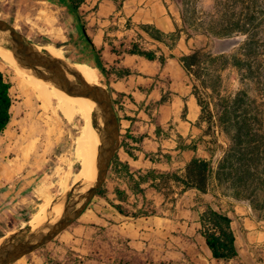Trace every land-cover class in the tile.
Returning a JSON list of instances; mask_svg holds the SVG:
<instances>
[{
  "label": "crops",
  "instance_id": "1",
  "mask_svg": "<svg viewBox=\"0 0 264 264\" xmlns=\"http://www.w3.org/2000/svg\"><path fill=\"white\" fill-rule=\"evenodd\" d=\"M0 2L14 6L5 13L14 17L17 29L39 31L63 44L73 34L81 55L95 63L94 45L107 70V77L102 75L115 101L120 148L106 192L93 199L72 231L65 230L85 264H264L260 213L226 194L215 176L208 193L186 188L183 181L195 158L211 161L216 170L231 141L217 121L204 119L192 78L180 61L192 39L182 32L172 50L142 29L144 24L166 33L182 29L174 0H85L80 17L67 0ZM136 41L161 48L167 63L127 53ZM122 69L132 74L123 76ZM18 172L0 160V188L9 186L0 200L25 188L19 182L10 186ZM210 204L233 219L239 255L232 260L215 259L207 245L201 216Z\"/></svg>",
  "mask_w": 264,
  "mask_h": 264
},
{
  "label": "trees",
  "instance_id": "2",
  "mask_svg": "<svg viewBox=\"0 0 264 264\" xmlns=\"http://www.w3.org/2000/svg\"><path fill=\"white\" fill-rule=\"evenodd\" d=\"M257 1L216 0L217 6L221 8L220 13L206 19L198 15V12L201 13L198 11V0H182V29L166 33L150 24L142 25V29L153 39L166 43L172 50L176 48L182 32L188 40L200 34L218 39L238 35L246 37L239 48L230 53L215 55L206 48H198L180 57L185 71L196 81L194 94L203 108L204 119L217 121L231 141L216 170L211 161L195 158L188 164L183 181L186 188L208 193L215 176L226 194L238 201L248 202L264 218V10L256 9ZM84 2L67 0L68 6L79 17ZM93 50L95 67L107 77V70L94 45ZM238 51L243 58L238 57ZM127 53L151 61L159 60L163 65L169 58L161 48L148 49L137 41L133 42ZM228 67L244 71L241 79L244 86L235 93L222 95L216 92V80L213 78L222 82V73ZM131 74L130 69H122L121 75ZM12 88V82L0 67V137L12 121ZM206 89L217 93L214 110L210 108L211 103L201 96ZM165 101L164 97L159 104ZM116 158L117 155L112 165ZM8 187L0 188V193ZM105 192L103 186L97 195ZM117 207L121 208L120 205ZM26 220L29 221L30 217L27 216ZM201 222L207 245L215 259L228 261L239 255L233 219L228 213L210 204L202 214Z\"/></svg>",
  "mask_w": 264,
  "mask_h": 264
},
{
  "label": "rangeland",
  "instance_id": "3",
  "mask_svg": "<svg viewBox=\"0 0 264 264\" xmlns=\"http://www.w3.org/2000/svg\"><path fill=\"white\" fill-rule=\"evenodd\" d=\"M174 1L182 12V0ZM257 3L256 9L258 11H263L264 0H258ZM13 10L14 6L10 7V5H3L0 2V17L15 25L14 17L5 13L6 11ZM220 10L221 8L217 6L216 0H198V11L201 12H198V15L200 14L202 18L211 19L213 16H217ZM18 30L39 46L45 47L51 45L60 49L64 59L70 63H89L95 67L94 62L90 61L87 56L81 55L79 47H77L74 42L73 34L70 35V41L63 44L54 37L51 38L49 35L39 33V31L30 33L25 32V30L21 28H18ZM245 39L246 37L243 35H238L229 39H218L200 34L192 39L189 47L190 52L193 49L206 48L207 51L219 55L221 53H230L237 50L240 43L244 42ZM238 54L239 58H243L240 51H238ZM0 67L13 84V106L20 110L18 121L26 119L27 122L29 121V123L37 124L44 130L41 135L36 136L37 148L28 161L23 158V154L18 150L16 140L6 135V131L0 137V160L5 159V162L8 163L10 167L19 170L15 181L11 183L10 186H14L18 182L19 185L21 183H23V185L25 184L23 191L18 187L12 194L0 200L2 201L0 205L2 206L0 207L1 244L5 237H9L21 228L28 226L29 221L39 212L43 204L49 201L48 210H50L55 203L66 198L68 193L77 185L75 179L82 168V164L77 156L76 147L77 139L85 125V120L81 116H76L73 121H69L57 108L56 102H54L53 105H47V107L32 89L26 91L21 88L19 82L14 80L16 76L13 69L1 56ZM243 72L244 71H241L239 68L228 67L222 73V82L213 78L216 80L215 83L212 81L216 86V92H221L222 95H226L227 92L235 93L243 88L244 85L241 80ZM102 83L106 85L111 92L104 77ZM191 83L194 89L196 81L192 79ZM216 92H213L212 89H206L203 94L201 93L202 98L211 103L210 108L213 110L216 102L214 99L217 96ZM82 101L83 108L91 114L89 104L85 97H82ZM54 109L55 112H53ZM53 126L55 127L53 128ZM8 130L16 132L18 135L22 134L19 125H10L7 131ZM26 145H28V143L23 144L22 147ZM18 163H21L22 166L17 168ZM63 207L64 204L54 213H63ZM87 210L88 208L86 211ZM27 216L30 217L29 221L26 220ZM78 220L74 224L77 225L79 222ZM73 228L74 225H71L67 230L72 231ZM65 232L66 231L61 233L52 242L24 256L14 264H85L87 259L79 257L78 252L72 249V246L68 243V238H66L67 232Z\"/></svg>",
  "mask_w": 264,
  "mask_h": 264
},
{
  "label": "water",
  "instance_id": "4",
  "mask_svg": "<svg viewBox=\"0 0 264 264\" xmlns=\"http://www.w3.org/2000/svg\"><path fill=\"white\" fill-rule=\"evenodd\" d=\"M0 32L6 40L5 47L13 53L22 67L50 81L53 86L72 96L89 97L96 102L97 111L93 122L101 138L97 158L98 178L87 186L76 185L66 198L52 206L49 212L57 204H64L60 218L55 222L49 220L40 228L25 226L3 239L0 244V264H14L52 242L83 215L108 178L112 162L120 148L121 131L113 97L106 85L87 82L71 66L73 63L55 57L45 49H40L39 45L28 39L13 23L2 17H0Z\"/></svg>",
  "mask_w": 264,
  "mask_h": 264
},
{
  "label": "bare ground",
  "instance_id": "5",
  "mask_svg": "<svg viewBox=\"0 0 264 264\" xmlns=\"http://www.w3.org/2000/svg\"><path fill=\"white\" fill-rule=\"evenodd\" d=\"M5 44H6V40L2 32H0V56L6 62H8L11 68L13 69L16 76L14 80L16 82H19L21 88H23L26 91L32 89L34 93L37 95V97L40 100H42V102L46 106L53 105V103L56 102L57 108L69 121H73L76 118V116H81L85 120V125L82 129L80 136L77 139L76 152L78 158L81 160L82 168L78 172L75 182H77L76 183L77 185L78 184H85L86 186L89 185L91 181L96 180L98 178L97 158H98V147L101 138L98 131L94 127V122H93L94 114L97 111L96 102L89 97H85L87 103L89 104L90 111L92 114L91 115L89 111L83 108L82 97L72 96L66 93L65 91L53 86V84L50 81L38 77L34 75L29 69L22 67L15 59L13 53L5 47ZM40 49L47 50L55 57L62 59L64 58L62 51L54 46L51 45L45 47L40 46ZM71 66H73L84 77V79L87 82L93 84H102L103 75L100 72V70H98V68L92 66L89 63H75V64H71ZM69 77L73 78L72 75H69ZM53 112H55V109L53 110ZM19 116H20V110L17 107L13 106L12 121L10 125L11 126L19 125V127L22 130V134L18 135L16 132H11L10 130L8 131L6 130L7 132L6 135L16 140L18 150L23 154V158H25V160L28 161L32 153L36 151L37 148L36 136L41 135L44 130L41 126L37 124L29 123V121L27 122L26 119L18 121ZM54 127L55 126H53V128ZM25 143H28V145L22 147V145ZM21 166H22L21 163H18L17 168ZM62 204L63 203L57 204L51 212H49L48 210L49 201L48 203L43 204L39 212L35 214L32 217V219L29 221V225L34 228H40L49 220L55 222L63 214V213H54L60 209Z\"/></svg>",
  "mask_w": 264,
  "mask_h": 264
}]
</instances>
